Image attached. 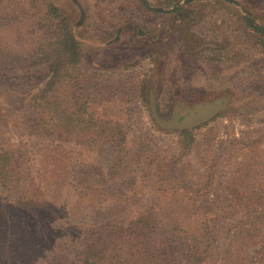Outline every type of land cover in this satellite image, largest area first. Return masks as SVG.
Returning <instances> with one entry per match:
<instances>
[{
  "label": "rangeland",
  "instance_id": "374dc122",
  "mask_svg": "<svg viewBox=\"0 0 264 264\" xmlns=\"http://www.w3.org/2000/svg\"><path fill=\"white\" fill-rule=\"evenodd\" d=\"M147 2L160 12L140 0H0V148L18 151L25 194L58 215L125 222L150 207L168 225L190 207L167 183L175 172L196 189L208 184L194 194L205 190L193 209L210 217L201 264H264V0ZM62 20L81 51L78 100L111 129L100 140L39 132L25 110L48 79L34 63L39 48L56 40ZM184 128L196 142L179 158ZM130 198L139 202H114ZM248 214L263 218L236 229ZM229 238L245 246V260ZM24 255L19 241L0 243V264ZM114 264L145 263L135 250ZM169 264L186 263L177 255Z\"/></svg>",
  "mask_w": 264,
  "mask_h": 264
},
{
  "label": "trees",
  "instance_id": "16d2710c",
  "mask_svg": "<svg viewBox=\"0 0 264 264\" xmlns=\"http://www.w3.org/2000/svg\"><path fill=\"white\" fill-rule=\"evenodd\" d=\"M140 1L147 10L160 12L159 8H151L147 0ZM180 1L176 0L177 3ZM50 10L55 11L53 8ZM248 25L255 32L263 33L262 29ZM57 27L56 40L44 43L34 61L37 66L48 68V79L31 98L29 109H25L34 117L33 129L43 133L52 131L60 138L83 139L90 136L96 141L110 136L111 129L95 122L87 114V104L78 100L81 92L77 90L83 88L79 84L80 47L64 20ZM73 86L76 90L70 94ZM176 135L179 158L188 157L196 142L192 129L177 130ZM20 164L18 151L5 146L0 148V193H13L4 201L0 196V218L5 220L0 222V243L11 239V242L19 241L21 246L26 247L28 255L22 256V263L19 264H114L118 258H130L135 250L145 264L173 263L177 255L186 264H201L205 259L201 250L202 239L207 237L205 234L210 217L206 213H198L193 206L197 202L196 197L203 195L205 190L201 194H194L207 188L208 184L196 189L197 184L191 185L186 179L176 177L175 172L167 183L173 186L174 193L182 192L190 207L179 215L172 214L169 218L173 220H168V225L150 207L142 208V213L133 212L125 222L92 211L58 215L57 208L46 207V204L38 203L33 196L25 194L21 180L25 170ZM176 165L178 168L179 164ZM116 200L115 204L139 202L135 198ZM173 201L182 203L184 199ZM13 212L19 213V227L15 229L14 238V231L11 233L9 227ZM262 218L248 214L235 228H256ZM162 226L166 227L165 233L161 232ZM11 228L14 229V223ZM229 243L233 246L231 249L235 251V258L245 260V246L231 238Z\"/></svg>",
  "mask_w": 264,
  "mask_h": 264
},
{
  "label": "water",
  "instance_id": "95a60500",
  "mask_svg": "<svg viewBox=\"0 0 264 264\" xmlns=\"http://www.w3.org/2000/svg\"><path fill=\"white\" fill-rule=\"evenodd\" d=\"M192 0H184V3H188V2H191ZM223 1H226V2H229V3H234L233 0H223ZM257 27V26H256ZM258 28V27H257ZM260 29V28H258ZM261 30V29H260Z\"/></svg>",
  "mask_w": 264,
  "mask_h": 264
}]
</instances>
